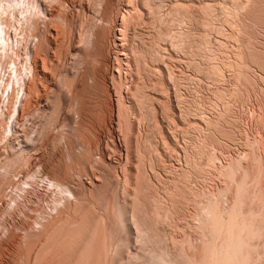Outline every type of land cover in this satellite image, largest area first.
<instances>
[{
    "label": "bare ground",
    "instance_id": "1",
    "mask_svg": "<svg viewBox=\"0 0 264 264\" xmlns=\"http://www.w3.org/2000/svg\"><path fill=\"white\" fill-rule=\"evenodd\" d=\"M192 51L196 73L228 82L208 106L174 70ZM93 89L116 98L100 127ZM256 128L264 0H0V264H264V141L253 182L228 144ZM214 175L236 195L211 191Z\"/></svg>",
    "mask_w": 264,
    "mask_h": 264
},
{
    "label": "rangeland",
    "instance_id": "2",
    "mask_svg": "<svg viewBox=\"0 0 264 264\" xmlns=\"http://www.w3.org/2000/svg\"><path fill=\"white\" fill-rule=\"evenodd\" d=\"M30 22L32 23V21H30ZM147 30H148L147 28H144V29L143 28L142 29L139 28L138 30L132 29L131 30V33H130L131 34V36H130L131 37L130 46L135 47V48H138L139 52L142 53L145 56L144 57V61L141 59L142 67L144 69L140 73L142 79H140V77H138V80H139V82L141 80H143L142 83L145 86V91L147 92V94L153 96L154 91L152 89V85L155 82H157L156 81L157 80V77L155 76V74H154L153 71H154L155 68H157V67L158 68H161V67H160V65L158 66L156 64H153V62H152L153 52H152V50L149 47L150 46L149 43L151 41L148 40L149 39L148 38V36H149L148 35V31L149 30L148 31ZM24 31H28L25 24H24V29L22 31V35L24 34V35H26L27 38H30L31 37V34L28 35V33H24ZM18 37H20V35ZM17 42H20V39ZM27 49H28V46H25V51H24V55H23V53H21V52L18 53L17 52L18 50H16V48H15V50H14L15 51V55H13L11 57V59L16 64H18L20 62L19 60H16V58H17L16 57V54L17 53H18V56H19L20 59H25V63L24 64L23 63H20L19 64V67H21L20 68V71H23L24 65L27 64L28 61H29L28 58H27V55H26ZM196 53H197L196 51H192L190 53V55L188 54V56H187L188 58H190V60H192V65H190V68H188V66H187L188 65V62H189V61H187L188 59H185L184 60V58H185L184 57L183 58V61L184 62H187V64L186 63L181 64L179 62L174 63L173 64L174 65V70L176 71L177 75L180 76V77H183L184 78L183 75L185 74V77H187V78H193V79H197L198 80L197 81L198 83H194V81H193L191 85L192 86L194 84L197 85V86L194 85L195 87L194 86L193 87H194V90L196 88L198 89L197 90V92H198L197 93L198 99H201L204 103L206 102L205 104H206V106H208L209 100L212 97L213 90L216 89V88H222V89L223 88H226L227 85H228V82H224V83H221V84L213 85L210 82V80L207 79L206 76L203 73H196L195 70H194V67H193L194 65H196L197 67H200L201 70L206 67L205 61L200 56H198ZM111 55H113V52L111 53ZM2 62H6V61L3 60ZM93 65L99 67V64L97 62H94ZM11 69H12V67H11ZM11 69H10V71H11ZM28 77H32V75L29 73L28 74ZM135 77H137V75ZM186 80L187 79H185V81ZM188 81H189V79H188ZM89 85H92L91 81H89ZM193 87H192V89H193ZM92 93H93V97L91 99V102H92L91 109L93 108V110L90 112V114L92 116L93 123L96 124L97 126H99L100 125V122H99L98 116L100 115V112L103 113L104 110H105V112H107L108 107H109L108 105H110L111 104V101H112L111 98H113L114 100H116V98L114 97L115 94L114 95H111V97H109L108 96L109 94H107L106 92H105L106 94H104L103 92H102L103 93L102 94L101 91L100 92H97L96 89H93L92 90ZM22 94H24V93H22ZM24 95H26V94H24ZM75 106H76V104H75ZM176 112L178 114V111H176ZM262 112L263 111L261 109H258L257 110V107H256V110L255 111H251V112H249V111L246 112L245 111V112H243L245 114H243V117H242L243 120H241L240 125L241 124L242 125L245 124L246 121H248V122L253 121L254 122V121H256L255 119H261ZM104 113H103V115H104ZM209 116H211V115H209ZM114 121L117 124V118L116 117H115ZM115 122H114V126L116 127ZM108 126H111V124H108ZM261 130L262 129H259L258 130L256 128V129H253V130H251L249 132H245L243 135L240 136L241 138L239 136L237 137V140L238 141L236 140V143H233V144L228 143L229 144V149H230V154H229L230 155V158L236 159V158L239 157V159H241L244 164H246L247 166H249L248 167L249 170L251 169L250 173L252 174V176L249 174V177H248V181L249 182H253L254 178L256 177L255 175H256L257 169L259 167L258 163L253 158V156H254V154H256V153L259 152V148H257V147H259L257 139L261 138L260 140H263L264 141V139H263L264 138V131L262 130L263 131L262 132ZM246 133H248V134H246ZM109 137H110V135H109ZM243 137L245 139H243ZM247 137H249V138H247ZM117 138H118V135H116L114 137V143H116V144L119 141ZM250 141H252V142H250ZM252 143H254V144H252ZM256 145H258V146H256ZM251 148L254 149L255 151L254 150L251 151ZM257 150H258V152H257ZM218 163L222 166L221 160H219ZM254 165H255V167H254ZM101 167H103V168H105V169H107V170L110 171V168L107 165H104L103 164V165H101ZM111 169H112V167H111ZM218 171H219V169H218ZM253 174H254V177H253ZM222 177H223L222 175H218V176H215L214 175V177H212L211 179L208 180L207 186L211 189V191H213V189L218 188V187L221 188V191H222V189H224L223 190L224 193H221V196L223 198L228 199V198H231L232 196H235L236 195V193L234 192L235 191V187L233 186L232 182H230L231 180L230 179L229 180L228 179H224L225 177H223V178ZM250 179H251V181H250ZM228 182H229V184L231 183V186H229V184L226 185V183H228ZM231 187L234 189V191H233V189ZM224 194H225V196H224ZM47 199H49V197H47ZM252 202H249L248 205L251 206V207H254V206L257 207L258 206V203L257 202H255V203H254V201H252ZM5 209H11V207L9 205H6ZM196 243L197 242H194V244H196Z\"/></svg>",
    "mask_w": 264,
    "mask_h": 264
}]
</instances>
